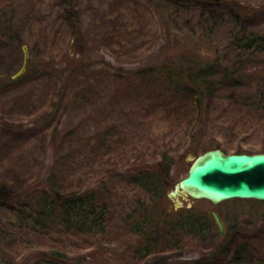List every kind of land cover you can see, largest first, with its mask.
<instances>
[{
    "label": "rangeland",
    "instance_id": "374dc122",
    "mask_svg": "<svg viewBox=\"0 0 264 264\" xmlns=\"http://www.w3.org/2000/svg\"><path fill=\"white\" fill-rule=\"evenodd\" d=\"M175 1L0 0V181L25 186L54 174L65 189L95 188L97 201L109 206L105 229L93 232L19 227L0 207V259L24 264L58 246L83 264H192L217 247L220 228L211 211L221 214L231 233L254 236L264 252L261 200L214 203L187 195L180 207L170 198L156 209L149 204L151 217L163 213L154 225L155 254L149 256L138 251L139 225L126 222L148 195L127 170L133 173L169 152L172 189L208 149L264 152V105H239L224 97L264 88V51L238 50L229 37L242 23L264 34V0H221L215 10L228 12L238 2L250 11L238 22L223 13L215 31L208 29L210 8L201 0ZM25 48L28 66L16 77ZM184 52L207 59L222 53L225 65L245 75L237 85L226 80L223 99L197 135L201 124L192 119L193 98L168 87L156 72ZM183 215L208 222L206 234L185 224Z\"/></svg>",
    "mask_w": 264,
    "mask_h": 264
},
{
    "label": "trees",
    "instance_id": "16d2710c",
    "mask_svg": "<svg viewBox=\"0 0 264 264\" xmlns=\"http://www.w3.org/2000/svg\"><path fill=\"white\" fill-rule=\"evenodd\" d=\"M168 1L177 2L175 0ZM201 1L203 2L202 5L210 8L208 18L211 26L208 29L213 31L225 18L222 16L223 13L224 16L229 13L238 22V18L242 17L241 14L250 11L249 7L242 3L240 5L238 2H234V6L228 8L227 12L226 10L214 9L217 6L218 8L222 6L221 0ZM238 26L235 25V29L232 28L229 35L238 50L261 49L264 51V34L248 30L244 23L240 27ZM222 56L221 53L217 58L207 59L200 52H194L191 56L184 52L179 55V59L170 58L156 70L168 87L193 98L192 119H194V123L201 124L194 135L200 134L202 130L206 129L204 127H208L206 124L208 115L214 109V104L219 99H223L222 85L226 83V80L233 79L237 85L238 81L245 77L238 67L225 65ZM220 61L222 63H219ZM148 73L146 72L145 75ZM237 73L241 74L240 78L236 77ZM224 97L239 105L246 104L259 107L264 105V88L250 90L240 95L228 93ZM230 122H234V126L238 124V121ZM173 162L174 157L166 152L154 163H145L134 167L133 169L137 168V170L133 173L131 170H127L132 180L145 185L148 193L146 200H140L139 210L128 214L126 218L127 223L139 225L142 246L138 248V251L142 252L144 256L155 254L153 247L156 246L159 238L154 225L160 223L158 217L159 214L161 216L163 213L159 212L155 217H151L153 216L152 208H158L161 202L169 198L168 192L173 186L171 176ZM16 184L6 179L0 181V207L7 217L5 219H8L12 225L32 226L33 230L38 232L46 231L55 226H63L69 230L80 232L104 230L106 227L109 206L106 202L97 201L93 187L84 190H68L62 187L54 174L25 186ZM148 199L150 202L147 203ZM149 204H155V206L151 208ZM182 217L186 220L185 224L195 226L194 228L202 230L206 234L208 222L206 224L190 215H183ZM163 223L171 232L174 230L173 223L168 221ZM243 235L238 230L232 233L227 230L225 234H222L221 231L216 233L214 238H219L216 249L193 259L192 264H264V252L254 245L255 237ZM175 236L176 234L171 235L169 241H174ZM40 255L38 259L24 264H83L82 262L77 263L67 251L58 246L43 249ZM0 264H16V262L2 257ZM155 264L170 263L158 261Z\"/></svg>",
    "mask_w": 264,
    "mask_h": 264
},
{
    "label": "water",
    "instance_id": "95a60500",
    "mask_svg": "<svg viewBox=\"0 0 264 264\" xmlns=\"http://www.w3.org/2000/svg\"><path fill=\"white\" fill-rule=\"evenodd\" d=\"M28 60L25 48V62L16 77L27 69ZM168 195L177 205L182 204L180 197L187 195L208 198L214 203L234 198L264 200V152L226 153L221 148L210 149L194 159L188 175ZM211 215L225 233L220 213L211 211Z\"/></svg>",
    "mask_w": 264,
    "mask_h": 264
},
{
    "label": "flooded vegetation",
    "instance_id": "af4514ba",
    "mask_svg": "<svg viewBox=\"0 0 264 264\" xmlns=\"http://www.w3.org/2000/svg\"><path fill=\"white\" fill-rule=\"evenodd\" d=\"M170 199H171V198H170ZM172 200H173V199H172ZM176 206H177V207H180V206H182V205H176ZM177 207H176V208H177Z\"/></svg>",
    "mask_w": 264,
    "mask_h": 264
}]
</instances>
